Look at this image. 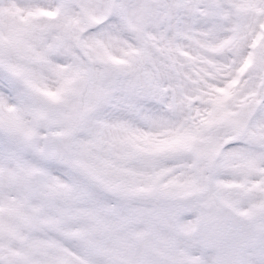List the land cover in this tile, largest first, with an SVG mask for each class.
Returning <instances> with one entry per match:
<instances>
[{
  "label": "snow or ice",
  "instance_id": "6c2138e0",
  "mask_svg": "<svg viewBox=\"0 0 264 264\" xmlns=\"http://www.w3.org/2000/svg\"><path fill=\"white\" fill-rule=\"evenodd\" d=\"M0 264H264V0H0Z\"/></svg>",
  "mask_w": 264,
  "mask_h": 264
}]
</instances>
